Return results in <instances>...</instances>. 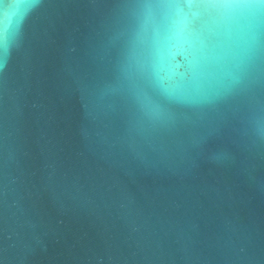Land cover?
<instances>
[{
  "label": "water",
  "instance_id": "water-1",
  "mask_svg": "<svg viewBox=\"0 0 264 264\" xmlns=\"http://www.w3.org/2000/svg\"><path fill=\"white\" fill-rule=\"evenodd\" d=\"M0 264H264V0H0Z\"/></svg>",
  "mask_w": 264,
  "mask_h": 264
}]
</instances>
